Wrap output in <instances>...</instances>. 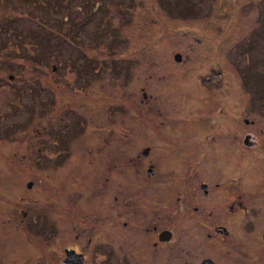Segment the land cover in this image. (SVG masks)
Instances as JSON below:
<instances>
[{
	"label": "flooded vegetation",
	"instance_id": "flooded-vegetation-1",
	"mask_svg": "<svg viewBox=\"0 0 264 264\" xmlns=\"http://www.w3.org/2000/svg\"><path fill=\"white\" fill-rule=\"evenodd\" d=\"M216 69L141 76L121 101L82 75L73 123L88 127L61 147L53 113L26 199L0 197V223L27 248L0 264H264V96ZM47 77L48 92L68 86ZM176 81L187 92H165Z\"/></svg>",
	"mask_w": 264,
	"mask_h": 264
},
{
	"label": "rangeland",
	"instance_id": "rangeland-1",
	"mask_svg": "<svg viewBox=\"0 0 264 264\" xmlns=\"http://www.w3.org/2000/svg\"><path fill=\"white\" fill-rule=\"evenodd\" d=\"M220 66L226 81L242 82L244 95L264 96V0H0V197L26 199L29 155L42 159L50 148L45 133L53 113L63 111L66 123L61 147L88 127L73 123L82 75L121 101L138 95L141 76L181 81L193 68L215 73ZM49 75L68 86L55 81L46 91ZM168 91L187 89L176 81ZM12 152L18 162L5 156ZM15 171L13 185L21 191L10 195L7 176ZM3 224L1 256L12 246L27 249L21 231L13 235Z\"/></svg>",
	"mask_w": 264,
	"mask_h": 264
},
{
	"label": "water",
	"instance_id": "water-1",
	"mask_svg": "<svg viewBox=\"0 0 264 264\" xmlns=\"http://www.w3.org/2000/svg\"><path fill=\"white\" fill-rule=\"evenodd\" d=\"M180 58H181V54L180 53L174 54V59L175 60H180ZM9 77L11 78V76H9ZM27 186H29V184H27Z\"/></svg>",
	"mask_w": 264,
	"mask_h": 264
}]
</instances>
